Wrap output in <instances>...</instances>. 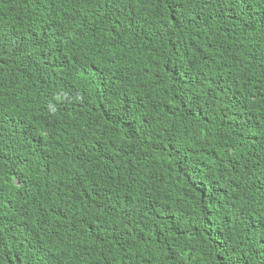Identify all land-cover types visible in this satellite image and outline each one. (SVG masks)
Returning <instances> with one entry per match:
<instances>
[{
  "label": "trees",
  "instance_id": "16d2710c",
  "mask_svg": "<svg viewBox=\"0 0 264 264\" xmlns=\"http://www.w3.org/2000/svg\"><path fill=\"white\" fill-rule=\"evenodd\" d=\"M0 264H264V0H0Z\"/></svg>",
  "mask_w": 264,
  "mask_h": 264
}]
</instances>
